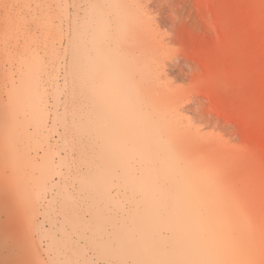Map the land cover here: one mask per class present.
Wrapping results in <instances>:
<instances>
[{
  "label": "rangeland",
  "instance_id": "374dc122",
  "mask_svg": "<svg viewBox=\"0 0 264 264\" xmlns=\"http://www.w3.org/2000/svg\"><path fill=\"white\" fill-rule=\"evenodd\" d=\"M0 77L9 264H264V0H0Z\"/></svg>",
  "mask_w": 264,
  "mask_h": 264
},
{
  "label": "bare ground",
  "instance_id": "6f19581e",
  "mask_svg": "<svg viewBox=\"0 0 264 264\" xmlns=\"http://www.w3.org/2000/svg\"><path fill=\"white\" fill-rule=\"evenodd\" d=\"M1 81V77H0ZM4 111L2 107V102H0V135L1 137L6 136V130L3 129L4 123ZM12 152L4 146H0V214L7 215L8 212H15L18 209V203L21 198L20 190L18 187L21 182L18 178H15L11 173L7 172L6 158L11 155ZM6 190L12 197V202L8 203L4 201L2 191ZM6 220L8 218L6 217ZM0 230V258L2 262L0 264H9L7 261L17 262L21 259L32 258V252L24 249L20 240L12 238L8 240L4 237ZM17 247V250H15Z\"/></svg>",
  "mask_w": 264,
  "mask_h": 264
}]
</instances>
